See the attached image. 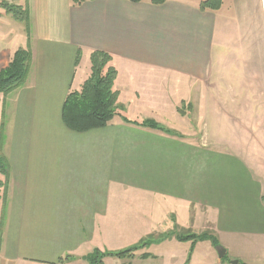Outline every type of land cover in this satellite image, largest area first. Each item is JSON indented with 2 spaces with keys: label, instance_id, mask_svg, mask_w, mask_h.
Instances as JSON below:
<instances>
[{
  "label": "crops",
  "instance_id": "0c3cea01",
  "mask_svg": "<svg viewBox=\"0 0 264 264\" xmlns=\"http://www.w3.org/2000/svg\"><path fill=\"white\" fill-rule=\"evenodd\" d=\"M202 1L20 0L29 32L0 8V69L17 48L31 53L0 103V264H87L149 236L104 264H185L191 241L158 238L176 226L213 234L224 256L264 241V0ZM94 50L111 56L121 116L77 132L62 104Z\"/></svg>",
  "mask_w": 264,
  "mask_h": 264
},
{
  "label": "trees",
  "instance_id": "16d2710c",
  "mask_svg": "<svg viewBox=\"0 0 264 264\" xmlns=\"http://www.w3.org/2000/svg\"><path fill=\"white\" fill-rule=\"evenodd\" d=\"M17 0H0V7L12 16L18 22H22L26 31L29 32V11L27 6L16 3ZM79 3L81 0H73ZM138 2L141 0H130ZM152 4H162L165 0H150ZM220 6V0H203L200 3L201 9H216ZM31 60V53L28 48H17L8 65L0 69V103L3 98L10 92L20 87L29 71ZM111 56L100 50H94L90 54V74L83 82L79 90L69 91L63 101L61 116L62 121L66 127L73 131L82 132L94 128L105 126L115 116H121L120 110L122 107L118 104V92L114 89V80L116 77V69L109 64ZM123 119L127 122H134L125 116ZM142 125L150 128L166 130L163 126L157 124L152 120H145L141 122ZM3 135L0 131V178L4 177V181L0 179V199L5 197L6 180L8 174L9 162L3 151ZM3 187V190L1 188ZM1 232V221H0ZM174 236L179 241H191V248L188 253L185 264H188L192 247L199 240H207L210 234L203 232L195 234L191 232H184L179 230L177 226L170 233H165L159 239H164ZM154 237L149 236L142 239L140 242L129 246L125 249L117 251H101L94 249L92 252L84 256L87 264H104L106 256H115L119 258H131L134 252L145 246L151 244ZM213 239V238H212ZM213 244L218 242L214 238ZM142 257L147 258L149 255L143 254ZM66 256L64 259L60 258L59 261L69 259Z\"/></svg>",
  "mask_w": 264,
  "mask_h": 264
},
{
  "label": "rangeland",
  "instance_id": "374dc122",
  "mask_svg": "<svg viewBox=\"0 0 264 264\" xmlns=\"http://www.w3.org/2000/svg\"><path fill=\"white\" fill-rule=\"evenodd\" d=\"M16 3L20 4V0H17ZM11 20L14 21L13 19H11ZM0 26H2V28H4V26H6L5 22L3 21L0 24ZM17 42L15 44H18ZM19 48H22V47H19ZM5 98H6V96L3 98V100ZM183 108H185V107H183ZM189 109H191V107H189ZM198 126L199 125L197 124L196 121L190 123V127L192 128V130L193 129L195 130L194 132H195L196 136L198 134V130H197ZM0 179L2 181H4L3 176H1ZM1 190H3V187L1 188ZM177 228H179L180 230H183L184 232H191V233L194 232V231H190V230H187V229H185L183 227H179V226H177ZM206 233L210 234L211 238H209L207 240L197 241L194 244V246L192 247L190 259L193 256L194 257L193 261L194 260L197 261V260L201 259L202 262H204L205 264H214L213 260H216L217 255H218L217 254V247L221 246V245H220L219 240L216 236L209 233L208 231ZM212 238L213 239L215 238L216 241L218 242V244L214 245ZM190 246H192V245H190ZM233 254L238 256V258H239L238 264H264V241H262V242H251L250 244L241 243V244L236 246V249L233 252H231V251L228 252L223 258H221V260L224 262H227L228 257L233 255Z\"/></svg>",
  "mask_w": 264,
  "mask_h": 264
},
{
  "label": "water",
  "instance_id": "95a60500",
  "mask_svg": "<svg viewBox=\"0 0 264 264\" xmlns=\"http://www.w3.org/2000/svg\"><path fill=\"white\" fill-rule=\"evenodd\" d=\"M225 248L222 247V246H218L217 247V254H218V257L219 258H223L224 254H225ZM232 264H236L237 263V260H234L231 262Z\"/></svg>",
  "mask_w": 264,
  "mask_h": 264
}]
</instances>
